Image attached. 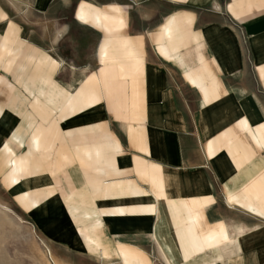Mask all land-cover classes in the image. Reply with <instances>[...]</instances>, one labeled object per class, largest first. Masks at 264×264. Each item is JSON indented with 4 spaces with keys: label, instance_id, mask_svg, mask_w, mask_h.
<instances>
[{
    "label": "crops",
    "instance_id": "0c3cea01",
    "mask_svg": "<svg viewBox=\"0 0 264 264\" xmlns=\"http://www.w3.org/2000/svg\"><path fill=\"white\" fill-rule=\"evenodd\" d=\"M0 204L54 251L264 264V0H0Z\"/></svg>",
    "mask_w": 264,
    "mask_h": 264
},
{
    "label": "rangeland",
    "instance_id": "374dc122",
    "mask_svg": "<svg viewBox=\"0 0 264 264\" xmlns=\"http://www.w3.org/2000/svg\"><path fill=\"white\" fill-rule=\"evenodd\" d=\"M87 235L85 237L90 248L99 250L101 242L92 244ZM107 245L111 246L110 243ZM236 250L239 252L237 245ZM103 254L110 253L105 250ZM94 258L70 251L52 250L37 227L0 204V264H116L113 260Z\"/></svg>",
    "mask_w": 264,
    "mask_h": 264
},
{
    "label": "bare ground",
    "instance_id": "6f19581e",
    "mask_svg": "<svg viewBox=\"0 0 264 264\" xmlns=\"http://www.w3.org/2000/svg\"><path fill=\"white\" fill-rule=\"evenodd\" d=\"M51 254V253H50ZM51 260H53V256H51V258H50ZM51 262V261H50Z\"/></svg>",
    "mask_w": 264,
    "mask_h": 264
}]
</instances>
